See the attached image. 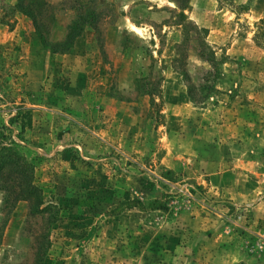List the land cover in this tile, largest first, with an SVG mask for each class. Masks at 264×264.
<instances>
[{"label": "rangeland", "instance_id": "obj_1", "mask_svg": "<svg viewBox=\"0 0 264 264\" xmlns=\"http://www.w3.org/2000/svg\"><path fill=\"white\" fill-rule=\"evenodd\" d=\"M3 146L0 264H264V0H0Z\"/></svg>", "mask_w": 264, "mask_h": 264}, {"label": "trees", "instance_id": "obj_2", "mask_svg": "<svg viewBox=\"0 0 264 264\" xmlns=\"http://www.w3.org/2000/svg\"><path fill=\"white\" fill-rule=\"evenodd\" d=\"M75 26L70 28L68 34L65 37V40L60 43L62 50L67 49L70 46V40L78 35L74 33ZM76 31V30H75ZM78 31V30H77ZM15 120H20V131L23 132L26 125L30 124L31 115L28 109L17 112L14 116L10 118V122L13 123ZM2 139L5 137L2 135ZM7 164H12L17 174L20 175V180L24 183V187L21 190V194L25 193L26 199L30 196H34L32 201V209L36 212L44 210L41 208L43 201L40 197V191L36 185L32 182V164L28 159L22 154L16 147H1L0 149V172L4 169ZM149 189L153 186L152 182L147 183ZM39 193V194H38Z\"/></svg>", "mask_w": 264, "mask_h": 264}]
</instances>
